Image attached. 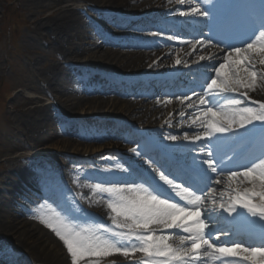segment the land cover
<instances>
[{
	"label": "snow or ice",
	"instance_id": "snow-or-ice-1",
	"mask_svg": "<svg viewBox=\"0 0 264 264\" xmlns=\"http://www.w3.org/2000/svg\"><path fill=\"white\" fill-rule=\"evenodd\" d=\"M179 15L206 18L204 27L219 40L213 44L209 36L181 43L193 51L200 45L224 54L218 65L202 66L214 75L203 77L201 93L193 89L191 96L176 97L195 110L190 121L200 130L165 136L173 145L152 137L129 141L135 146L128 151L137 159L130 158L127 167L116 166L124 175L91 186L106 198L113 227L77 228L50 206L41 205L50 214L37 218L63 242L71 264H100L117 253L131 259L137 252L143 254L138 264H264V101L249 96L264 87V0H259L254 17L230 19L200 2ZM212 59L199 56L200 61ZM177 141L181 144L175 145ZM189 145H196L202 155H189ZM209 183L224 184V190L217 196ZM245 183L250 187L241 188ZM208 200L212 211L232 218L238 225L235 231L219 229L220 234L213 236L217 230L209 227L213 217L207 213Z\"/></svg>",
	"mask_w": 264,
	"mask_h": 264
},
{
	"label": "rangeland",
	"instance_id": "rangeland-1",
	"mask_svg": "<svg viewBox=\"0 0 264 264\" xmlns=\"http://www.w3.org/2000/svg\"><path fill=\"white\" fill-rule=\"evenodd\" d=\"M51 1L0 0V196L9 200L12 213H14V209L22 208V213L17 220L19 227L24 225L28 230L32 231L35 229L39 231V234L44 236V248L49 244L50 250L55 251L62 258L66 257L71 262V257L63 242L37 218L40 215L50 214L49 208H41V205L50 206L55 212L67 217L69 222L77 228L96 229L97 227H107L109 219L102 218V221H98V219L88 216L89 220L95 219L94 222H99L94 225L74 220L71 216L76 212H71L75 210L72 208V204L68 201L65 203L61 195L58 199L44 197V189L56 190L59 187V183L64 181L76 192L74 197L88 208L89 213L95 215L98 212V207H96L95 203L100 198L103 201L106 198L97 196L94 204L87 200L84 195L86 191L83 188L88 184L91 187L96 181L83 179L84 177L81 173L83 170L94 168L103 157L127 167L126 162L130 158L137 159L128 151L135 146L129 141L151 137L146 134V130L152 129V124H156L153 127V131H151L152 134L159 136L167 132H172L174 135L177 134L175 133L176 130L171 131L168 127L165 129L166 122L161 121L158 123L161 116H152V112L146 115L143 121H140V124L138 122V126H135V122L132 123L129 119H124L121 113H92L89 111L85 112L86 108L78 107L74 114L67 115L57 101L44 95L42 87L45 86L44 78L48 73L47 69L53 65L70 67L66 65V60H63V56L54 48L45 46L48 44L45 40V32L42 30L37 32L40 21H45L49 17L50 11L43 13V10L49 6ZM169 3H173L174 6H171V8L174 9L177 17L175 18L171 14L173 12H170L166 16L161 15V19L154 23H152V17L156 15L154 10L145 13L119 14L108 7L85 4L78 0L66 1L65 5L70 9L81 10V13L85 14L87 20L94 26L99 27L101 23L95 11L99 9L109 12L121 21L131 20L135 18L133 15L137 14L142 16L138 19L146 20L147 27L150 28L162 25L163 22H167L172 17L175 19L171 25L183 23L181 20L184 21L185 17L180 16L179 13L188 11L191 6L187 5L186 0L184 4L177 3V0H169ZM150 13H152V16H149ZM187 21L186 28L181 26V31L177 35L183 32V29L186 31L190 27L195 28V25L190 24L189 20ZM169 26L168 28L172 31L173 26ZM153 33L139 35V38L152 40L156 38ZM161 33L163 36L167 34L163 31ZM106 36L111 37L112 35L106 32ZM158 40L161 43L166 42L168 46L170 45L169 49L173 47V54L170 58L171 64L177 59L182 61L181 64H176V68L173 69L175 71L162 73L172 79V82L168 79H163L167 82L166 86H168V89H187V93L178 90L170 93L171 97H168L169 93L159 95L156 84L148 82L149 85H144V87L154 89L155 94L149 95L148 92L144 93L141 91L143 88L140 87V83H137L135 90L130 86L129 91H125L121 95L115 91L97 94L109 99L111 102L115 101L116 106L119 108L120 106L128 108L129 105H136L138 111H141L143 110L141 106L150 105L151 101L155 99L162 100V104L170 99V104L166 103L169 104L166 106L168 108L173 106L171 103L178 101L176 99L177 96L181 94L190 95L192 93L191 90H198L197 88L199 87L196 86L200 84V79L208 75L211 68H203L201 63L199 61L197 63L195 60L196 56L186 59L190 54H187V52L181 54L184 48H187L191 54L192 52L195 53V51L190 49L189 44L181 43V41H191L189 36L184 35L177 42L176 40L170 42L167 38H158ZM84 45H82L80 50H77L79 54L84 55L93 51L89 46H86V40ZM161 58L160 56L158 60H161ZM185 62L187 66H185ZM257 67L261 66L257 64ZM94 74L96 73L91 74L92 79L95 76ZM158 76L151 78L154 79ZM141 81L145 82L144 79H140ZM90 84L91 87L94 86L92 83ZM81 86L83 87L79 83L80 88ZM86 87L90 88L89 84H86ZM70 88L68 87V93L64 98L73 99L84 95V93L77 94ZM31 97L36 99L38 102L36 106L39 108H50L55 120L52 127L48 128L44 123H41L39 116L34 111L22 112L16 109L24 98ZM251 98L264 101V87L258 88ZM192 99H195V97H192ZM120 101H123L122 105H119ZM186 122L180 125L183 126ZM78 129L82 130V134L78 133ZM185 131L192 132V129ZM124 137L127 138L125 139ZM62 138L72 141L63 144L59 142ZM18 144L21 145V149L14 150L13 147ZM13 169H15L14 171H28L30 177L21 181L16 177L15 186L11 189L6 184V181ZM110 169L112 170L108 166V170ZM220 189L224 190V187L220 185ZM93 194L96 193L93 192ZM216 195L218 196L219 193H216ZM71 196L73 195L67 192L66 198L68 200ZM81 212L85 214V212ZM218 212L221 214L219 210ZM208 214H211V212H208ZM224 215L226 216V213ZM211 223H215V220L209 221V227ZM17 237V234H12L8 230L4 231L0 227V264H16L10 263L14 254L23 256L25 262L23 264H36L29 256L28 250L18 244ZM139 253H135L134 258L131 259L139 261L143 258V255H139ZM124 258V256L117 253L102 258L100 264H120L121 261L119 260ZM122 264H127V262H122Z\"/></svg>",
	"mask_w": 264,
	"mask_h": 264
},
{
	"label": "bare ground",
	"instance_id": "bare-ground-1",
	"mask_svg": "<svg viewBox=\"0 0 264 264\" xmlns=\"http://www.w3.org/2000/svg\"><path fill=\"white\" fill-rule=\"evenodd\" d=\"M69 0H52L49 6L45 7L43 13L50 11L49 17L45 21H40L37 32L42 30L45 32V40L48 42L47 47L54 48L61 56L63 60H66V65H53L47 70L44 82L45 86L42 87L44 95L50 99L57 101L62 110L67 114H74L78 107L86 108L85 112L92 113H121L124 119H129L130 122L136 123L138 126L143 121L144 117L152 112V116H165L166 113L176 112L177 106H173L169 112L158 103L159 101H153L150 105H144L143 110L138 111L136 105H129V107H117L116 102H111L109 99H105L103 96L97 93H105L109 90L126 89V82L130 83L137 76H148L150 72H157L162 69L171 68V56L173 50H158L154 48V44L144 46L142 41L135 38H125L118 36L117 38H108L105 36V32L109 34L122 35L129 33L132 29H124V27L134 25L132 21H121L109 12L102 10H95L97 17L101 20L100 28L92 25L86 18L85 14L81 13V10L70 9L65 5ZM85 4H93L98 7H108L112 11L119 14H129L133 12L145 13L147 11L154 10L156 14L152 17V23L157 21L162 16L176 15L174 9L171 8L169 0H78ZM196 0H191V4ZM216 0L213 5L220 2ZM152 16V13L149 14ZM154 19V20H153ZM204 19V17H197V20ZM146 23V24H144ZM196 24V23H195ZM119 25V26H118ZM137 30L141 33L146 32L147 22L142 20L137 22ZM103 29V30H102ZM190 32V31H189ZM86 40V46H89L91 50L87 54L81 55L77 50L82 48L84 41ZM144 48V49H143ZM188 49L184 48L181 52H187ZM186 55V54H184ZM194 57L195 54H190ZM210 56V53H208ZM162 56L161 60L158 58ZM186 57V56H185ZM218 57L219 59H215ZM222 55H215L214 61L222 62ZM170 66V67H169ZM94 74V80L91 81V74ZM115 78V81L110 80ZM84 80L92 82L94 87L91 89H82L79 87V83H84ZM118 81V82H117ZM126 81V82H125ZM118 83V84H117ZM68 87L79 94L84 93L79 98L70 99L64 98L68 93ZM41 89V90H42ZM122 89V90H123ZM254 92H250L252 94ZM94 94V95H92ZM35 98H24L22 103L19 104L16 109L22 112L34 111L39 116L41 123H44L48 128L52 127L55 122L53 115L49 107H38ZM112 103V104H111ZM123 101L119 102L122 105ZM111 104V105H110ZM110 105V106H109ZM34 106V108H33ZM80 108V109H81ZM87 110V111H86ZM78 133L82 134V130L78 129ZM72 140L62 138L59 142L66 144ZM23 147V146H22ZM19 148V149H18ZM14 150H20L21 145H15ZM8 176L6 184L12 189L14 187V181L17 177L20 181L30 177L28 171H14ZM91 170V171H90ZM98 169L83 170L81 173L83 177L89 180L98 179L100 182L111 179L115 176H121L120 174L109 175L106 173L104 167H100L99 170L102 173L101 177H98ZM14 171V172H13ZM69 186L63 183L57 187L59 195L63 197V200H67L66 194L69 191ZM89 186L83 188L87 191L85 196L90 195L88 190ZM46 197L57 198L56 192H45ZM74 190L71 189V196L68 200L72 204L73 209L82 210L84 206L77 203L74 197ZM60 197V196H59ZM88 200V198H87ZM90 201V200H89ZM92 202V200H91ZM98 215L99 217L109 219V227H113L112 220L110 219L109 210L106 207L105 201L99 199L97 201ZM11 204L8 199L0 196V227L4 231H11L12 234H17L18 244L28 250L29 256L36 262V264H71L70 260L66 257H61L55 251L50 250L49 244L44 248L45 240L44 236L40 235L37 230H28L24 225L19 227L17 224L18 217L22 213V208L14 209V213L10 211ZM13 210V209H12ZM174 244H178V240L172 241ZM10 260V263L23 264L24 259L22 255L14 254ZM25 263V262H24ZM81 264H85V261H81ZM88 264H91L89 261Z\"/></svg>",
	"mask_w": 264,
	"mask_h": 264
}]
</instances>
